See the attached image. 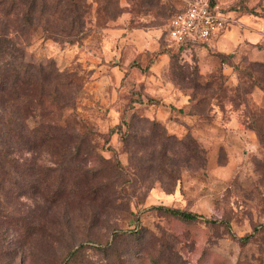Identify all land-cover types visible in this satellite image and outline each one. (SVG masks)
<instances>
[{
	"label": "rangeland",
	"instance_id": "obj_1",
	"mask_svg": "<svg viewBox=\"0 0 264 264\" xmlns=\"http://www.w3.org/2000/svg\"><path fill=\"white\" fill-rule=\"evenodd\" d=\"M78 1L79 26L43 12L20 37L60 102L20 110L49 144L6 145L0 264H264V64L208 48L199 68L206 44L166 35L189 0ZM216 2L264 17V0Z\"/></svg>",
	"mask_w": 264,
	"mask_h": 264
},
{
	"label": "trees",
	"instance_id": "obj_2",
	"mask_svg": "<svg viewBox=\"0 0 264 264\" xmlns=\"http://www.w3.org/2000/svg\"><path fill=\"white\" fill-rule=\"evenodd\" d=\"M209 1L212 4L216 2ZM81 6L78 0H0V172L9 174L10 171L4 166L7 161L13 163L15 167L18 165V159L11 155L6 145L19 143L29 151L35 146L49 144L52 141L47 132H42L40 122L30 129L21 126V117H25L24 112H31V103L35 106L43 103L58 106L60 102L56 92L50 89L45 80L50 71L41 65L34 69L23 63L24 48L20 43V37L25 34V30H28L26 35L28 38L33 35L32 32L36 30L35 20L43 12L49 13L46 15L49 21L64 22L73 28L79 26L82 22L79 16ZM63 36L67 37L69 33ZM230 65L232 69L237 68L233 63ZM244 69L248 74V69L246 67ZM60 108H63L61 104ZM21 109L24 110L23 113H20ZM17 167L14 169L16 175L19 174ZM34 170V167L31 168L30 174H33ZM153 208L182 221L209 222L201 214L178 207L157 205Z\"/></svg>",
	"mask_w": 264,
	"mask_h": 264
},
{
	"label": "crops",
	"instance_id": "obj_3",
	"mask_svg": "<svg viewBox=\"0 0 264 264\" xmlns=\"http://www.w3.org/2000/svg\"><path fill=\"white\" fill-rule=\"evenodd\" d=\"M225 14L228 18L226 28L211 39L206 46L195 49L199 68L200 66L207 67V71L210 72L213 63L205 66L203 60L213 59L208 53L211 48L232 61L239 49L247 48L248 52L245 54L249 61L264 63V17L261 14L242 11L225 12ZM222 70L224 74H231L232 66L229 62L223 61ZM200 72L203 73V71Z\"/></svg>",
	"mask_w": 264,
	"mask_h": 264
},
{
	"label": "built area",
	"instance_id": "obj_4",
	"mask_svg": "<svg viewBox=\"0 0 264 264\" xmlns=\"http://www.w3.org/2000/svg\"><path fill=\"white\" fill-rule=\"evenodd\" d=\"M227 16L217 2L189 0L166 25L169 41L181 48L207 44L227 25Z\"/></svg>",
	"mask_w": 264,
	"mask_h": 264
}]
</instances>
